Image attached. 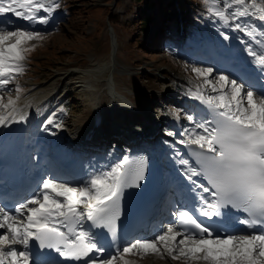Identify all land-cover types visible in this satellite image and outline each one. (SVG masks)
Here are the masks:
<instances>
[{
    "label": "snow or ice",
    "instance_id": "6c2138e0",
    "mask_svg": "<svg viewBox=\"0 0 264 264\" xmlns=\"http://www.w3.org/2000/svg\"><path fill=\"white\" fill-rule=\"evenodd\" d=\"M204 3L208 16L223 26L253 39L264 36V29L258 31L247 21L251 17L264 25V0ZM57 8V0H0V20L5 21L0 23V127L25 119L18 107L24 89L18 83L14 89L9 85L26 70V54L35 49L29 42L45 38L36 30L10 27L14 21L7 19L8 14L29 24L45 25ZM258 43L264 48V40ZM246 50L260 70L258 80H264V52L250 46ZM184 68L199 81L192 97L207 106L210 118L197 121L191 114L185 116L194 127L181 143L200 149H190L199 167L186 159L179 163L186 166L183 174L194 185L192 190L199 188L208 197L198 193L199 206L174 212L175 221L152 238L121 243L124 192L140 187L147 169L145 160L129 162L125 156L78 182L46 174L27 199L12 207L0 204V264H58L41 256L45 249L78 264H138L139 259L152 256L180 264H264V84L257 87L243 76L216 74L213 67L185 64ZM174 111L179 120V110ZM47 123L52 124V119ZM193 177H202L207 184ZM229 211L244 213L235 219L250 231L218 229L215 223L209 225L199 218L223 219ZM93 228L112 238L115 251L105 258H101L106 252L99 238L102 233Z\"/></svg>",
    "mask_w": 264,
    "mask_h": 264
},
{
    "label": "rangeland",
    "instance_id": "374dc122",
    "mask_svg": "<svg viewBox=\"0 0 264 264\" xmlns=\"http://www.w3.org/2000/svg\"><path fill=\"white\" fill-rule=\"evenodd\" d=\"M159 1L161 6H158ZM178 1L183 13L182 35L178 34L179 19L172 8V0L151 1L154 5L147 13L153 17V26L147 31L142 30L138 21L141 4L134 0H57L59 8L48 17V24L11 25L39 31L45 37L43 40L29 42L28 46L35 45V49L26 54V70L9 85V88L14 89L18 83L24 89L21 99L25 109L34 112V123H37L35 125L38 129L34 128L31 136L52 135L63 146L62 156L71 161L72 166H79L82 158L78 145L79 132L86 126L85 123L91 122L93 107L103 104L106 108L108 102L103 77L91 82L94 79L89 78L86 72L100 70L105 66V78L114 74L119 93L132 94L134 97L131 99L147 118L156 116V112H165L167 108L173 113L174 110H179L185 116L192 115L174 102L176 97L171 98L178 93L183 94L179 89L178 93L173 91L179 78L186 83H199L193 73L185 70V64L189 67H212L205 56L194 53L192 35L197 30L209 28L217 45L224 47L229 39H224L221 33L229 38L235 37L228 32L230 27H225L222 22L208 16L204 0ZM164 10L170 12L166 18L161 15ZM108 15L117 19L109 22ZM112 34L117 45L116 52L112 45ZM234 52L244 55V51L240 49ZM114 53L117 70L107 67H110L109 61ZM256 86L259 87V84ZM15 95L13 92V96ZM49 118L52 119V124L47 123ZM108 118L110 120L107 119V127L111 122V117ZM115 121L111 124L116 123ZM186 122L187 125L189 121ZM188 128L190 131L192 125ZM38 154L40 156L41 152L35 153L36 157ZM31 195L32 191L22 200ZM242 231H246L245 226ZM159 232L152 233L148 238ZM138 264L180 262L170 258L160 260L152 256L139 259Z\"/></svg>",
    "mask_w": 264,
    "mask_h": 264
},
{
    "label": "bare ground",
    "instance_id": "6f19581e",
    "mask_svg": "<svg viewBox=\"0 0 264 264\" xmlns=\"http://www.w3.org/2000/svg\"><path fill=\"white\" fill-rule=\"evenodd\" d=\"M7 19H10V20L14 21L13 25H18V24L26 25V26L31 25L28 22L22 21V20H20V19H18L16 17L12 16L11 13L8 14ZM244 19L245 18H241V20H244ZM247 21L249 23L257 26L258 31L260 30L259 21L258 20H253L251 17H249V18H247ZM4 22L5 21L3 20L2 23H4ZM182 25H183V21L181 20L180 26H182ZM210 32L211 31L209 30V28L208 29L205 28L202 31L197 30L196 32H194V34L192 35V42H193V46H194L195 50L196 49H199V50L206 49L207 46L210 44V42H215V44L217 45L216 39L212 36V34ZM228 32H230L231 35L233 34V37H235V39L234 38H229V41H228V43H227V45L225 47L223 45L221 46V44H220L218 46V49H219L220 53L223 54L226 57L232 56L233 57V62L236 65H238L239 67H241L242 69H244V70H246L248 72V74H249L248 78L253 79V81H254L253 84L254 85L263 84L262 80H258V77L260 75V70L255 66L254 63H252L253 58L248 56L247 50H246V46H250V47L254 48L256 51H258L257 47H256V44H257V41L259 40V36L256 39H253V38H250V37L244 35L243 32H240L238 30H233L231 27H230V30ZM112 45H113V49L116 52L117 51V45H116V41L114 39V35H113V39H112ZM238 49L244 51V55H242L241 53L237 54V53L234 52V51H237ZM115 59H116V54L114 53L112 55V57L110 58V61H109L110 67L107 66L108 68H113V70H114L116 67H118L116 65V60ZM113 64H115L114 67H112ZM105 70H106V66L102 67L100 70L88 71V72H86V75L89 76V78L94 79L91 82H96V81L102 79V77H103V79H104L103 83L106 84V87H107L106 89L112 90L114 92V91H116L114 89V85L116 84V81L114 80V74L109 76L110 79H112V82H111L112 86H113V89H112V87L109 86V79H105V76L103 75L104 73H106ZM116 70H117V68H116ZM71 74H72V72L69 73V75H71ZM176 81L178 83L175 84L176 87L173 89V91H177V89H179V90H181L183 92V94H179L178 91H177L176 93H178V94L173 97V98L176 97V101H174V102L176 104H178L179 107L191 111L193 113V115L195 116V118L197 119V121H203L205 119H208V118H204L203 116H201L196 111V108L198 107L199 103H201L200 100L194 99L192 97V94L195 92V84L196 83L195 84L192 83V82L186 83L184 80L182 81V79H180V78L178 80H176ZM91 82H90V84H91ZM91 85H93V84H91ZM94 85H96V84H94ZM114 102L112 100H110L109 104L107 105L106 108H105V106L103 104H101L102 106L101 105H95L93 107V110L96 107H98L99 110L102 113H104V115L107 116V114H108V117H111V122L116 120L115 121L116 123H113V125H112L113 126L112 130H116L115 135L118 136V135L124 133L125 127H123L122 125L120 126V123L122 122V118L117 117L116 110H118L119 108L122 109L126 105V102L124 100L117 99V98H114ZM18 107L22 110V113L25 115V118L30 116V119L25 120V122H26L25 123V128H26L27 132L29 133V135H31V132L34 129L32 125L35 124L34 121L36 120L35 116L33 114L34 112L31 111V109H27V108L25 109V104H24L22 99H20V101L18 103ZM141 116L142 117L140 119L141 120L145 119L147 121L146 123H148V126H146L144 124V127H148L151 130L152 129H157V123L156 122L162 120V118L158 117L157 119H155V122H152L151 121L152 119L151 118H147L148 116H146L145 114H143ZM13 123H10L9 125H7V129L9 131L13 128ZM185 125L183 127V132L185 133L184 134L185 135V139H187V132L189 131L188 127H189V125H192V128H193L194 125L191 122H189L187 124L188 127H187V125L185 127ZM124 126H126V124H124ZM4 127H0V137L5 133ZM103 127L105 128V126H103ZM136 130L139 131V129L137 127H136ZM196 130L202 132L201 129H196ZM6 132H7V130H6ZM88 132H89V128H88V124H87L86 127H85V130L82 133H80V137H82V147L84 145L88 144V142L97 139L99 137V135H102V132L100 131V128H98V129L95 130L94 134L91 135V139L88 141V140H86L84 138V137H86L85 135L88 134ZM151 134H152L151 132L145 133L146 136L147 135H151ZM37 136H38V134H37ZM34 137H32V138H34ZM45 138H47V139H45ZM45 138H43V140H44L45 143H47V142H49L50 139H53L54 137L52 135H48ZM37 139H39L37 141H41L40 138H37ZM54 139H56V138H54ZM30 144L34 145L35 143H30ZM156 146H157L159 152H161L163 150L159 143H156ZM51 148L54 149L53 155H51V157L56 158L59 161V163L64 164V166L62 168V171H60V176L58 178L59 179L60 178L61 179H65V180L69 179L72 182H77V171L74 170L72 168V165H70V163L64 158V156H62V154H61V146H60L59 142L53 144L51 146ZM107 149H108V147H107ZM35 151H37V149L34 150V153H35ZM173 154H175V152H173ZM123 157H125V154L113 152L111 154L105 155L102 159H100L98 161H95V162H92V163L88 164V166L84 169V171H81V174H83V179L87 178L89 175H91V173L94 172L96 168L102 167V166L109 167L110 165H114L115 163L121 161L123 159ZM86 158H88V156ZM166 164L168 165V170L170 168L173 169L175 167L177 168L180 165H182V164L179 163V160H176L175 162L171 163L170 158L166 159ZM68 172L69 173L73 172V173H71L72 177L67 175ZM79 180L80 179H78V181ZM28 184H29V181H27V185ZM36 187H37V183H36L35 187L33 188V190ZM193 188H194V186H193ZM29 192H30V190L28 191V193ZM195 192L196 193L198 192V188H195ZM28 193L27 194H25V193L21 194L19 196V199L15 201V204L18 203L19 201H22V198L24 196L28 195ZM5 200H7V199H5ZM0 204H2V203H0ZM242 230H243V228H241L239 231H242ZM247 230L248 229H246V231ZM249 231H250V229H249ZM149 236H151V234ZM20 247L21 246H17V248H20ZM56 261L58 262V264H78V262H75V261H72V262L71 261H64L62 258L58 257V255H56Z\"/></svg>",
    "mask_w": 264,
    "mask_h": 264
},
{
    "label": "trees",
    "instance_id": "16d2710c",
    "mask_svg": "<svg viewBox=\"0 0 264 264\" xmlns=\"http://www.w3.org/2000/svg\"><path fill=\"white\" fill-rule=\"evenodd\" d=\"M137 4H141V9L139 10V19L140 25L142 26L143 31H147V29H150L153 26V17L147 13V10L154 5V2H151L152 0H134ZM161 1L158 2V6H161ZM171 4V3H169ZM170 5H167L169 7ZM165 7V5H164ZM166 8V7H165ZM168 9V8H167ZM170 14L169 11H162L161 15L166 18L167 15ZM115 17V16H114ZM111 15H108L109 22L112 20H116L117 18H114Z\"/></svg>",
    "mask_w": 264,
    "mask_h": 264
}]
</instances>
